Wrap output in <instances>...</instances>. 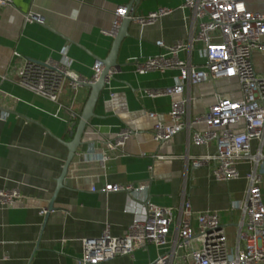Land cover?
Instances as JSON below:
<instances>
[{"label":"crops","instance_id":"0c3cea01","mask_svg":"<svg viewBox=\"0 0 264 264\" xmlns=\"http://www.w3.org/2000/svg\"><path fill=\"white\" fill-rule=\"evenodd\" d=\"M131 1L13 0L12 6L0 8V88L18 98L3 101L0 96V116L4 109L8 111L6 119L0 118V188L16 187L22 194L12 208L0 206V264H80L82 239L99 236L107 224L112 235L125 234L135 213L145 212L148 200L174 207L190 200L195 212H216L228 233L229 245H235L241 210L233 204L244 198L245 178L221 182L206 166L192 167V156L207 154L213 148L195 145L186 131L168 141H155L154 124L169 120L172 97H152L146 91L172 85L178 70L135 71L134 58L143 60L163 51L157 40L166 44L188 42L198 32L199 20L192 19L189 9L181 8L184 0L135 3L138 16L161 7L175 10L154 25L133 22L129 27V35L122 39L117 53L121 69L115 73L111 89L105 86L101 91L95 115L82 136L83 144L56 193L57 178L68 155L65 142L74 137L91 87L83 86L75 94L66 84L56 103L19 86L17 71L25 59L59 58L60 50L68 45L74 70L91 78L94 63L109 55L114 41L102 30L110 29L115 10ZM246 3L250 10H264V0ZM30 10L41 13L45 23L25 22L24 14ZM202 47V42H193L180 57L202 64ZM252 59L257 71L264 74V52L254 51ZM217 94L240 98L238 79L225 77L193 86L191 114L203 113ZM151 111L158 113L157 118L148 116ZM122 128L133 132L122 154L105 162L98 160L97 156L106 151V142ZM257 146L254 140L253 148ZM154 154L166 158L152 157ZM239 169L244 176L249 166L241 164ZM106 183L146 186L130 194L92 190V186L99 188ZM261 193L264 200V173ZM50 201L55 209L46 218L40 210L49 207ZM171 229L174 231L176 225ZM157 255V247L150 244L147 249H136L133 256L98 264H149Z\"/></svg>","mask_w":264,"mask_h":264},{"label":"built area","instance_id":"2783aa9c","mask_svg":"<svg viewBox=\"0 0 264 264\" xmlns=\"http://www.w3.org/2000/svg\"><path fill=\"white\" fill-rule=\"evenodd\" d=\"M12 5L13 0H0V8ZM181 8L189 9L192 19L199 20L198 32L188 42L179 40L166 44L157 40L156 44L163 51L143 60L134 58L135 71L146 74L178 70L172 85L146 91L152 97H172L169 120H156L154 124L152 137L155 141H168L186 131L195 145L213 148L207 154L192 156V167L206 166L210 175L221 182L245 178L247 189L244 198L233 204L234 208L241 210L235 245H229L228 233L216 212H195L190 200H185L180 207L160 206L148 200L145 212L135 213L125 234L112 235L107 224L99 236L82 239L80 264H98L118 256H133L136 249H147L150 244L157 247L158 255L149 264H174L175 261L179 264H264V200L261 193L264 173V74L257 71L252 59L254 51L264 52V10H250L246 0H184ZM174 10L161 7L146 15L134 13L132 16L133 9L121 5L115 10L111 28L102 32L115 37L126 16L132 17L141 26H150ZM24 20L45 23V17L32 10L24 14ZM196 41L203 43L200 50L204 59L202 64H193L191 60L180 57V53L190 50ZM14 54L20 55L18 52ZM73 64L74 59L66 45L60 50L59 58L50 57L42 61L25 59L17 71L16 83L59 103L66 84L76 94L81 87L96 82L104 69L103 62L97 60L93 65V76L87 78L75 71ZM116 72V68H111L105 78V86L109 89ZM225 77L238 79L241 97L230 99L217 94L215 102L203 113L192 115V87ZM0 96L4 97L3 101L18 99L1 88ZM0 103L3 105L1 99ZM147 114L151 118L158 116L154 111ZM7 116L8 111L4 109L0 118L4 120ZM132 133L129 128H122L106 142V151L100 153L97 159L105 162L120 156ZM254 140L258 142L257 148H253ZM152 157L166 158L159 154ZM241 164L249 166L244 176L239 169ZM145 186L106 183L99 188L92 186V190L130 194L134 189ZM21 195L16 187L0 188V206L12 208ZM53 211L44 207L40 214ZM172 224L176 225L174 231Z\"/></svg>","mask_w":264,"mask_h":264},{"label":"water","instance_id":"95a60500","mask_svg":"<svg viewBox=\"0 0 264 264\" xmlns=\"http://www.w3.org/2000/svg\"><path fill=\"white\" fill-rule=\"evenodd\" d=\"M136 1V2H135ZM140 0H132L130 2V4H128V8L129 9H133V14L135 13V3L137 5V3ZM134 22L132 17L126 16L121 23V26L116 34V36L114 37V41H113V45L111 48V51L109 53V55L106 58H99L103 64H104V69L99 77V79L94 82V83H90L87 86L91 87V93L90 96L84 106V109L81 113L76 131L74 133V137L71 141L69 142H65L66 146L68 147V155L67 158L65 160V164L63 166L62 169V173L59 176V178H57V190L56 193L58 191V189L60 187L63 186L64 184V180L65 177L68 173L69 170V166L71 164V162L73 161L79 147L83 144L82 142V136L84 134V131L86 130L89 121L91 120V118L95 115L94 113V108L95 105L98 101L99 95L101 93V91L105 88V78L108 75V72L111 68H116L121 69V64L117 62V53H118V49L119 46L121 44L122 39L129 35V27L131 26V24ZM49 211L55 209L54 208V202L50 201L49 204ZM49 213L46 214V218L48 217Z\"/></svg>","mask_w":264,"mask_h":264}]
</instances>
